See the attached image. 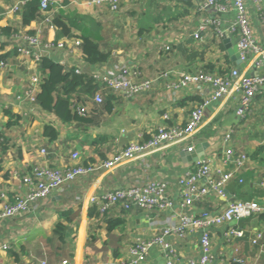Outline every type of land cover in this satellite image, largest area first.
<instances>
[{"label": "crops", "instance_id": "crops-1", "mask_svg": "<svg viewBox=\"0 0 264 264\" xmlns=\"http://www.w3.org/2000/svg\"><path fill=\"white\" fill-rule=\"evenodd\" d=\"M25 1L0 0V61L4 62L0 67V194L9 200L26 194L21 177L30 174L33 166L63 169L98 164L123 151L131 141L148 139L159 128L183 126L208 89L202 83L180 86V74L199 70L223 74L237 69L224 42L236 45V35L217 31L235 20L232 8L215 13L201 8L206 0H120L117 11H112L108 5H92L90 0H52L51 13L61 12L78 23L68 38L43 22L42 15L23 25L19 11ZM15 5L19 10H12ZM245 8L254 39L264 46L259 15L250 1ZM213 17L217 25L200 29ZM7 28L14 32L5 33ZM28 31L38 33L45 43L41 58L48 57L88 79H94L98 69L127 65L138 79H154L153 87L134 96L108 91L101 83L91 95L86 87H78L71 94V104L85 108L86 120L63 122L26 99L31 77L42 74L38 61L16 50L25 44L23 36ZM81 32L108 52L105 62L85 60ZM243 61L244 66L237 69L240 76L264 72L253 66L251 56ZM234 85L227 95L204 108L201 124L186 143L168 144L114 167L80 175L52 190L23 216L1 222L0 246L8 249H0V264H60L66 259L71 264H118L129 257L131 246L152 240L164 228L175 225L179 213L194 215L206 209L216 215L233 200L255 202L261 210L209 229L215 261L264 264V86L241 114L238 109L243 94ZM96 95L101 102L95 100ZM45 125L52 126L54 137L45 134ZM200 144L205 146L198 160L236 174L224 187V196L209 193L183 207L179 180L196 174L198 165L197 160H184L182 153L186 150L197 155L195 149ZM186 145L193 149L188 151ZM228 148L232 149L230 157L225 153ZM241 155L246 160L237 167ZM151 181L167 185L172 207L147 210L133 206L126 210L112 206L101 212L91 202L108 190ZM206 183L205 177L198 181L199 186ZM109 221H113L111 228ZM57 222L66 226L62 241L53 234ZM229 227L242 234L225 237ZM199 234L198 229H192L182 237L166 236L173 251L171 264L198 259ZM143 264H168V258L154 246Z\"/></svg>", "mask_w": 264, "mask_h": 264}, {"label": "built area", "instance_id": "built-area-1", "mask_svg": "<svg viewBox=\"0 0 264 264\" xmlns=\"http://www.w3.org/2000/svg\"><path fill=\"white\" fill-rule=\"evenodd\" d=\"M250 1L259 15L261 27L264 29V4L262 0H206L201 8H211L215 13H221L232 8L236 12L234 21L228 24L223 30L217 28L219 33L227 32V34L236 35V47L242 60H246L248 56L252 57L253 66L257 69H264V46L256 43L253 37V30L249 21V17L245 8V3ZM120 0H90L92 5L101 6L108 5L112 11H117ZM52 4V0H40V12L42 21L51 24V10L48 6ZM20 6L15 5L12 10H19ZM217 25V19H206L200 29H204L207 25ZM198 32L194 36L197 38ZM24 43L16 48L17 52L22 55L30 56L36 61H40L41 50L45 43L39 38V34H26L23 36ZM79 43V42H78ZM47 46H51V44ZM165 49H168L166 47ZM4 65L0 61V67ZM94 79L104 84L108 91H121L128 96H134L149 91L153 87L154 79H138L134 69L127 65H119L116 68L98 69L94 74ZM31 86L27 91L26 99L35 104V94L39 90L41 81L40 75H34L30 79ZM180 86L194 85L202 83L207 86L208 94L202 101L197 102L196 106L189 113L187 121L183 126H174L169 129L159 128L158 131L152 133L151 136L142 141H131L126 148L113 155L110 159L102 161L98 164L73 165L66 168H52L47 165L33 166L31 173L23 175L21 182L27 187V192L23 196H14L12 200L4 194L0 195V223L11 220L16 217L23 216L34 203L45 199L52 190L61 189L66 183L71 182L80 175H89L99 169H107L114 167L125 160L143 156L158 149L164 148L168 144L186 143L187 139L193 134L196 128L201 124L204 108L209 104L223 98L229 92L233 83L235 90L241 91L243 99L238 109L239 113H243L248 107L252 97L264 86V72L257 76H240L237 69H230L227 73L218 74L210 73L202 70L194 73H182L178 78ZM22 99V96H17ZM97 102H101L99 95L95 96ZM81 113H85L84 107L76 108ZM2 140V139H1ZM188 151L193 149L192 145H186ZM226 155H232V149L226 150ZM75 154L73 155V157ZM246 160V156L241 155L236 161L237 167H241ZM197 172L191 176L182 177L179 180L181 205L190 207L194 202L203 199L209 193L224 196V187L235 177L236 171H223L221 168H211L205 161L197 160ZM218 175L214 178L213 174ZM201 177L207 179L204 186H199L198 181ZM101 212L108 210L112 206H121L126 210L133 206L143 209H165L172 207V201L167 196V185L164 182L144 183L143 185H131L125 188H114L106 191L100 197L91 199ZM261 207L255 202H245L233 200L222 206L218 214L212 215L208 210H202L198 214L179 213L178 221L171 227H166L162 233L149 241H140L131 246L129 257L122 260L118 264H143L146 261L148 251L157 246L164 252L168 258V264H171L172 248L166 241V236L175 234L178 237L185 236L188 231L198 229L199 246L201 254L198 259H189L185 264H220L215 261L213 253L212 240L209 229L212 227H220L232 220H238L243 216H247L254 211H260ZM241 231L229 227L225 232V237L240 236ZM0 249L7 250V245L0 246ZM170 260V261H169ZM60 264H71L68 259L62 260Z\"/></svg>", "mask_w": 264, "mask_h": 264}, {"label": "trees", "instance_id": "trees-1", "mask_svg": "<svg viewBox=\"0 0 264 264\" xmlns=\"http://www.w3.org/2000/svg\"><path fill=\"white\" fill-rule=\"evenodd\" d=\"M51 5L48 9L51 10ZM40 0H26L21 6L19 14L23 25H29L41 16ZM51 24L58 31V35L63 37L73 36V29L77 27V21L68 19L61 12L51 13ZM13 33V30L5 29V33ZM27 34H35L34 31H28ZM40 37V35H39ZM81 50L84 58L91 64L105 62L108 58V52L104 51L86 32H81ZM41 69V81L39 90L35 94V101L39 107L47 112L53 113L63 122L82 121L86 118L85 113H81L71 104V94L78 87H86L90 95L96 92L99 84L96 80L88 79L81 73L74 72L73 69H67L62 64L55 62L48 57H42L39 61ZM91 97V96H90ZM11 124V123H10ZM51 125H45L46 135L54 137L55 133ZM1 195V194H0ZM113 221H109V227L113 226ZM66 232V226L62 222H57L53 228V234L60 241ZM229 264H238L230 261Z\"/></svg>", "mask_w": 264, "mask_h": 264}, {"label": "water", "instance_id": "water-1", "mask_svg": "<svg viewBox=\"0 0 264 264\" xmlns=\"http://www.w3.org/2000/svg\"><path fill=\"white\" fill-rule=\"evenodd\" d=\"M226 43V47L228 49V53L231 57V60L233 62V64L236 66V68L238 70H241V68L244 66V61L241 59L240 54L237 50L236 45H232L230 42L228 43L227 41H224ZM259 73L255 72V73H250L247 76L249 77H253V76H257ZM205 145H198L197 148L195 149V151H197V155L196 153H188L186 150L183 151L182 156L184 160H193L196 161L198 160L199 156L202 154V150L204 148ZM232 222H235V220H233Z\"/></svg>", "mask_w": 264, "mask_h": 264}]
</instances>
